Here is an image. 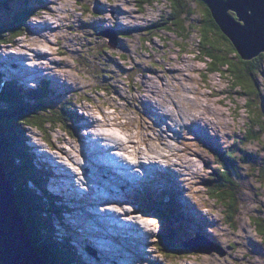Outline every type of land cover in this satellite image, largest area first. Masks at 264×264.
Returning a JSON list of instances; mask_svg holds the SVG:
<instances>
[{"label":"rangeland","instance_id":"374dc122","mask_svg":"<svg viewBox=\"0 0 264 264\" xmlns=\"http://www.w3.org/2000/svg\"><path fill=\"white\" fill-rule=\"evenodd\" d=\"M6 1L8 0H0L3 4L1 8L4 9L0 10V25L3 23L0 29L10 21L12 15L15 16L18 12L16 5L23 3L24 0H15L13 3ZM153 1L154 3L142 6L141 3L144 1L138 3L136 0H37L33 4L35 16L27 22L28 28L22 30L23 36L14 43L29 45L30 49L24 51L28 55H31L30 50L36 46H42L47 54L36 64L27 60V57L22 59L23 63H18L19 59L8 56L19 54L12 47L14 43L0 47V76L4 74L12 80L16 79L13 83L21 84L25 89L36 88L39 85L49 87L50 94L44 96V104L57 112L52 117H47L51 124L43 125L42 133L35 128H28L26 142L27 146H31L28 149L43 163L45 161L48 169L50 167L52 171L47 177L45 175L47 171L42 172L39 183V188L46 191L50 197L47 198L41 190V193L36 192V195H44L57 207L60 205L63 208L71 207L69 203L76 207L70 198L73 195L69 188L73 187L68 184L69 179L64 177L65 174L62 172L58 175L57 166L54 167V164H50L45 158L48 156V149L43 140L56 148H64L76 160L78 150L85 157L87 156L83 151L88 152L89 158L82 156L83 159L78 162L87 163L89 167L92 164L90 152L93 142L92 131L129 138L137 154L150 148L154 152L153 155L160 158L162 154H175L177 150H183L179 159L171 158L172 162L179 164L173 166L175 170L180 171L182 166L186 168L182 169L186 173L180 184L175 187L176 191L174 189L172 192L177 193L178 198L172 193V197H169L162 190H154L152 194L142 195L137 200L144 196L153 201H158L159 198L166 201L174 198L173 204L171 202L165 204L161 200L160 209L167 216L170 215L166 210L170 213L171 207L175 208L181 218L186 216V208H189L188 218H185L187 220H178V224L187 235L183 242L191 239V245L200 249L198 253H186L182 258H177L179 262H173L175 261L173 258L167 259L157 249L154 251L150 248L151 259L159 264H264V244L251 224L255 215L264 220V62L254 73L259 95L254 98L253 113L254 115L255 112L259 113L257 120L262 126L251 122L255 126L254 131L258 132L256 135L259 139L253 141L245 139L246 126H249L247 125L249 115L243 106L246 98H240L236 90L231 92L230 82L224 76L217 73L206 75V66L195 53L199 34L192 26L198 25L205 6L198 5L192 0H183L187 6L186 10L189 8L193 13L183 17L186 18L185 21L182 20L185 32L181 29L158 31L159 27L157 30L151 28L150 31H145V28L139 29L142 26L153 27L168 17L170 13L168 0ZM21 9L25 11L23 7ZM51 10L57 11L56 16H50ZM43 20L49 21L50 26L42 25ZM39 24L40 27L35 29L37 34H31L29 31L31 26ZM44 27L47 29H43ZM131 27L135 29L129 30ZM104 31L114 32L116 41L114 45L109 38L102 36ZM178 34L186 38L181 39ZM40 35H46V38L40 39L38 37ZM35 65L49 66L56 81L54 82L50 75H46L49 73L42 70L38 72ZM22 66L28 67L25 69L28 74L26 79L19 78ZM172 67L175 71H172ZM63 108L64 115L58 116L59 110ZM71 112L77 116L70 114ZM88 116L99 122L98 128H92L91 125V128L84 127ZM194 122L196 126L190 128L188 125ZM199 123L200 127H197ZM174 126H178L180 135L171 133V130L176 129ZM169 134H173L175 138L170 139ZM85 144L89 147L87 148ZM173 144L177 147L175 150ZM234 144L242 150L239 156L246 157L248 161L239 158L237 160L238 171L235 178L238 180L240 177L238 180L240 193L236 203V216L230 219L227 212L229 200L222 205L212 199L206 182L212 174L211 170L217 165L215 153L218 150L224 151ZM193 153L196 154L195 160ZM189 160L192 166L191 177L188 170ZM53 161L56 164L62 162L73 172L76 170L66 159L62 158L60 161L54 160L53 157ZM27 187L33 189L31 184ZM62 190L67 194H60L59 198H65V201L56 202L54 191L64 193ZM129 207L126 205V208ZM77 210L85 213L88 209ZM134 210L137 212V209ZM191 215H195L196 218ZM198 215L205 217L208 222ZM57 217L61 222L60 230L66 231L71 237L68 241L78 250L80 262L116 264L109 260L105 261L100 251L92 246L93 236L87 238L92 226L88 225V220L82 213L78 214L77 220L73 216V221ZM57 217L53 215L51 221L54 222L55 219L57 223ZM132 217L135 221L142 222L143 232H149L141 243L149 245L153 242L152 246H156L155 236L156 233H160L156 215L149 213ZM189 217L192 220L189 221ZM134 224L130 222V225ZM136 224L140 227L138 223ZM86 225L91 228H85ZM77 227L81 230L79 231ZM83 229L87 231V234L84 233L85 236L81 235ZM55 235L59 237L56 240L61 236L63 239L66 237L61 232ZM77 237L81 242L82 239H88V242L80 244ZM124 240L128 243L133 242L128 237H124ZM117 242L116 249H119L122 243L119 240ZM96 245L102 247L99 243ZM129 259L132 264L141 262L135 255ZM122 261L126 264L124 260Z\"/></svg>","mask_w":264,"mask_h":264},{"label":"trees","instance_id":"16d2710c","mask_svg":"<svg viewBox=\"0 0 264 264\" xmlns=\"http://www.w3.org/2000/svg\"><path fill=\"white\" fill-rule=\"evenodd\" d=\"M9 1L13 3L15 0H8L6 2ZM36 1L24 0L23 3L16 5L18 12H16L15 16L12 15L10 21L0 29V47L4 44L11 45L16 39L23 36L22 30L28 28L26 26L27 22L35 16L33 4ZM136 1L138 3L144 1L141 3L142 6L154 3L153 0ZM192 1L198 5H204L202 0ZM168 2L170 4V13L166 20L156 23L153 27L146 28L142 26L139 29L145 28V31H150L152 30L151 28L157 30V27H159L158 31L181 29L185 32L184 28H182V20L185 21L186 18L183 17L185 15L188 17L193 13L189 8L186 10L187 6H185L186 4L183 3V0H168ZM1 3L0 10H4L1 8L3 5ZM22 7L25 11H22ZM133 29L135 27L129 28V30ZM192 29L199 34L195 53L200 58V61L205 64L206 75L217 73L224 76L230 82L231 92L232 90H236L240 98H246V103L243 106L245 112L249 115V124H247L249 126H246L245 139L259 141L256 135L258 132L254 131L255 126L251 124L253 121L254 125H259V120H257L259 113L256 114L255 112L254 115L252 104L254 98H257L259 95L258 87L254 80V73L262 67L264 53L248 61L242 60L230 41L215 25L206 6L198 25H193ZM182 31H179V33H182ZM178 35L181 39L186 38L182 34ZM2 79L3 76L1 75L0 156L8 174V179L16 193L19 211L24 219L26 231L44 264H83L80 262L78 253L72 247L68 238H64L61 243H58L54 236L51 218L53 215L58 216L62 207H57L52 200L48 201L46 197L49 198L50 195L39 188L42 172L34 165L32 153L29 151L26 142L25 135L28 133V128H35L42 133L44 131L43 125L51 124L47 117H52L57 113L44 104V96L50 94L49 87L39 85L36 88L25 89L21 84H18V86L13 82H4ZM229 99H232V97H229ZM70 114L75 113L71 112ZM62 115H64V108L61 111L59 110L58 113V116ZM65 124L69 126L68 123L65 122ZM74 135L75 133H73ZM240 152L242 150H239L236 144L224 151L218 150L215 153L217 165L211 170L212 174L206 182L210 191L209 196L212 199H215V201H218L222 205L229 200L227 212H229L230 219L236 216V203L238 202V195L240 193V186H238L240 177L238 180L235 178L238 171L237 160L239 158L245 162L248 161V159L246 161V157L239 156ZM259 170L260 168L257 170L258 173ZM28 184H31L34 190L28 188ZM40 190L46 197L44 195H36V192L41 193ZM141 208L149 213L158 212L156 217L160 233L156 238L157 247H155L163 256L167 259L173 258L175 260L173 262H179L177 258H182L183 255L191 252L186 250L183 245V239L187 237L183 231V227L171 216L164 215L159 207L156 210L148 204L142 205ZM171 210L175 214L173 209ZM252 220H250L251 224L264 244V220L260 219L258 215H255V218Z\"/></svg>","mask_w":264,"mask_h":264},{"label":"water","instance_id":"95a60500","mask_svg":"<svg viewBox=\"0 0 264 264\" xmlns=\"http://www.w3.org/2000/svg\"><path fill=\"white\" fill-rule=\"evenodd\" d=\"M202 1L242 60L264 53V0ZM102 36L109 38L112 45L116 43L114 32L104 31ZM18 205L0 156V264H44L26 231ZM191 241H184V247L198 253L200 248L192 246ZM212 248L215 249L213 244Z\"/></svg>","mask_w":264,"mask_h":264},{"label":"bare ground","instance_id":"6f19581e","mask_svg":"<svg viewBox=\"0 0 264 264\" xmlns=\"http://www.w3.org/2000/svg\"><path fill=\"white\" fill-rule=\"evenodd\" d=\"M65 11V10H64ZM63 12V11H62ZM55 14H57V11H54V10H51V12H50V16H56ZM61 19V18H60ZM44 21V20H43ZM49 21H47V20H45L44 22H43V24L42 25H45V24H47L48 26H50L49 25V23H48ZM63 22V21H62ZM38 26L40 27V24L39 25H32L31 26V29H29V31H30V33L31 34H37L36 33V31H35V29H38ZM46 26V25H45ZM61 26V25H60ZM57 28H59V27H57ZM43 29H47V27H44ZM54 30V29H53ZM56 30H54V32H55ZM38 32V31H37ZM41 32V31H40ZM39 34V33H38ZM44 34V33H43ZM56 34V33H55ZM35 36V35H34ZM40 39H42V38H46V35L45 36H42V35H40V36H38ZM15 50H16V52L17 53H19V54H16V55H8V56H10V57H12V58H14V59H19V61H18V63H23V58L24 57H27V60H29V61H31L32 63H34V64H36V62H38L43 56H45L47 53H45V51H43V47L42 46H36V48L35 49H31L30 51H31V55H28V54H26L24 51L25 50H28V49H30L29 47V45H22L21 43H18V42H15L14 44H13V46H12ZM4 64V63H3ZM58 65H59V63H58ZM35 67V69H37L38 70V72L39 71H44V72H47V73H49V74H46V75H50V77H51V79L55 82L56 80L54 79V77L52 76V74H51V72H52V69H50L49 68V66H42V67H40V66H38V65H35L34 66ZM33 67V68H34ZM26 68H28V67H26V66H22L21 68H20V70H19V78L20 79H26L27 77H28V74H27V72H26ZM172 71H175V68L174 67H172ZM43 74V73H42ZM149 103V102H148ZM152 106H154V105H152ZM84 119L82 118V121H83ZM86 120H87V123L84 125V127L85 128H91V126H92V128H98L99 127V122L95 119V118H93V117H91V116H88L87 118H86ZM198 120V119H197ZM195 121V120H194ZM187 123H189V122H187ZM91 125V126H90ZM83 126V125H82ZM190 128H193L194 126H196L195 125V122L194 123H191V125L189 124L188 125ZM197 127H200V123H199V125L197 126ZM172 132V131H171ZM97 134L99 135V136H101V137H104L105 135L103 134V133H101V132H97ZM107 136H109V137H111V138H115V139H117L118 137L117 136H115L114 134H109V135H107ZM85 139H87V138H85ZM85 141V140H84ZM83 141V142H84ZM53 147H55L54 145H52ZM85 146L88 148L89 147V145L88 144H85ZM55 149H57L58 150V154H60L62 157H63V159H66L67 161H69V162H71L74 166H78V164L74 161V156L73 155H71V154H68V151H66V150H64V148H56L55 147ZM90 152H91V154H92V151L90 150ZM83 154H85L87 157L89 156V153L87 152H84L83 151ZM182 155V154H181ZM184 155V154H183ZM36 158H38V157H36ZM46 158V160H47V162H49L50 164H54V167H56L57 168V172H58V175H61L62 173H64L65 174V176L67 177V178H69L70 176H71V174H72V171H70L69 172V170L70 169H68L66 166H64V164H62V162H59V164H56V163H54V161H53V157L52 156H47V157H45ZM61 161V160H60ZM45 164H46V162H45ZM47 165V164H46ZM60 166H63V167H59ZM79 167V166H78ZM49 171H50V173H52V171H51V169H50V167H49V169H48ZM68 170V171H67ZM62 172V173H61ZM75 174H77V173H75ZM84 175H86V176H88V174L87 173H84ZM64 184V183H63ZM177 186V185H176ZM172 192H174V189H172ZM162 194V193H161ZM174 194V193H173ZM141 197V196H140ZM172 197V196H171ZM69 198V197H68ZM93 199V198H92ZM173 199L174 198H171V199H169L166 203H168V202H171V203H173ZM181 199H182V197H181ZM162 201H164L163 199H162ZM80 205H84V204H80ZM183 207H185V206H183ZM77 208H79V207H76V209ZM82 208H86L85 206H83ZM81 209V208H80ZM171 209H173V211L175 212V218L177 219V220H179V221H185V220H187V219H185L186 218V216H182V218H181V216L176 212V210H175V208H172L171 207ZM185 210V209H184ZM186 210H187V212H188V209L186 208ZM129 213H131V214H135V212H136V210H130V211H128ZM77 214H75V217H76V219H78V214H83L85 217H86V219L88 220V225H90V226H92V224H90V222H89V219L90 218H92V219H95V220H98L99 218V215H100V213L98 212V211H94V212H91V211H89V210H87V211H85V213L83 212V211H79V210H77V212H76ZM127 214V213H126ZM132 216H139V215H132ZM191 217H195V215H191ZM198 217H200V218H203L204 220H206V218L205 217H201V215H198ZM146 218H148V215L146 216ZM196 218V217H195ZM190 221V220H189ZM207 222H208V220H206ZM78 222V221H77ZM120 222V225H115L114 223H110L111 225H112V227L113 228H118L119 227V232H121L122 231V229H124V231H125V229L127 228L125 225H121L122 223H124V221H119ZM133 223H135L134 225H132L133 227H134V229L136 230V231H138V236H137V238H136V240H140V242H142V241H144L145 239H146V237L149 235V232H143L141 229H140V227L136 224V223H138L137 221H134ZM78 224H79V222H78ZM79 226H80V224H79ZM81 227H83V225H81ZM92 231H96V229L94 228V227H92ZM101 231H99V233H100ZM84 233H86L87 234V231L86 230H84V232L83 233H81V235H83L84 236ZM101 234V233H100ZM121 234V233H120ZM78 235V234H77ZM78 238V237H77ZM129 238V237H128ZM117 240H119L121 243H122V247L121 248H119V249H116V247H112L110 250H108V249H106V248H102L101 246H99V245H96V244H98V242L97 241H92L93 243H92V246L93 247H96L97 249H99V251H100V254H101V257L106 261V260H109L110 262H112V263H116V264H124L123 263V261L122 260H124L125 262H126V264H132V262H131V259H129V258H132V257H134V255L135 256H140V247H138L137 245H136V243H134V242H130V243H128V242H125V240H121V239H117ZM78 241H79V238H78ZM86 240H84V239H82V242L81 241H79V243L80 244H83L84 242H85ZM127 241H129V240H127ZM125 250H129L130 252H129V254H126L125 253ZM111 251H115V254L114 255H112V253H111ZM134 255H133V254ZM90 258V257H89ZM92 259H93V257H92ZM111 264V263H110Z\"/></svg>","mask_w":264,"mask_h":264}]
</instances>
